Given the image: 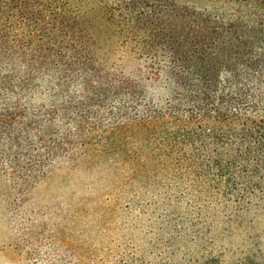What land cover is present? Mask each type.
Here are the masks:
<instances>
[{
	"label": "rangeland",
	"instance_id": "1",
	"mask_svg": "<svg viewBox=\"0 0 264 264\" xmlns=\"http://www.w3.org/2000/svg\"><path fill=\"white\" fill-rule=\"evenodd\" d=\"M177 2L232 12L219 0ZM104 44L110 66L127 75L143 69L129 48L114 39ZM143 83L140 110H166L173 91L155 79ZM56 84L40 78L22 105L31 113L61 106ZM70 92L84 102L81 84ZM121 105L86 108L82 130L79 116L59 114L47 141L64 146L52 156L33 133V148L0 142V264H264V162L236 165L230 188L237 193L226 195L227 183L198 179L193 161L179 163L159 129L133 119L130 103L121 115ZM197 148L208 164L215 147ZM186 153L194 160L196 151ZM41 160V174L30 171Z\"/></svg>",
	"mask_w": 264,
	"mask_h": 264
},
{
	"label": "trees",
	"instance_id": "2",
	"mask_svg": "<svg viewBox=\"0 0 264 264\" xmlns=\"http://www.w3.org/2000/svg\"><path fill=\"white\" fill-rule=\"evenodd\" d=\"M219 2L231 14L177 0H0V142L33 148V133L52 156L64 146L47 141L59 114L79 116L82 130L86 108L119 100V113L127 115L130 103L133 119L159 129L170 155L177 151L179 163L199 168L198 179L237 193L230 188L236 165L264 162V0ZM106 38L129 48L143 69L127 75L110 66ZM40 78L57 83L64 101L31 113L22 102ZM152 79L173 91L166 110H140L143 82ZM73 84L84 87L82 104L71 95ZM198 146L215 147L208 164ZM187 149L196 151L194 160ZM44 167L41 160L30 171Z\"/></svg>",
	"mask_w": 264,
	"mask_h": 264
}]
</instances>
